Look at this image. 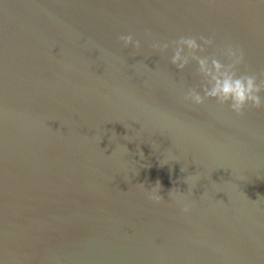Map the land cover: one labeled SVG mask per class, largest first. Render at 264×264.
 <instances>
[{
  "label": "water",
  "instance_id": "water-1",
  "mask_svg": "<svg viewBox=\"0 0 264 264\" xmlns=\"http://www.w3.org/2000/svg\"><path fill=\"white\" fill-rule=\"evenodd\" d=\"M181 36L264 80V0H0V264H264V106L186 99Z\"/></svg>",
  "mask_w": 264,
  "mask_h": 264
},
{
  "label": "clouds",
  "instance_id": "clouds-1",
  "mask_svg": "<svg viewBox=\"0 0 264 264\" xmlns=\"http://www.w3.org/2000/svg\"><path fill=\"white\" fill-rule=\"evenodd\" d=\"M119 39L125 47L140 48V42L134 40L131 35H122ZM213 45V38L203 36L199 39L181 36L176 41V48L170 58L171 64L178 71H183L194 60L198 65V74L202 78L199 90L195 87L189 88L186 99L201 104L205 98H214L222 104L227 103L231 110L237 113L242 112L247 106L256 108L264 106V80L258 81L255 75H237L235 71L236 66L244 61L240 48L231 44L223 48V56L227 63L215 56L198 55ZM153 48L165 50L168 44L155 43ZM153 198L159 199V196Z\"/></svg>",
  "mask_w": 264,
  "mask_h": 264
}]
</instances>
